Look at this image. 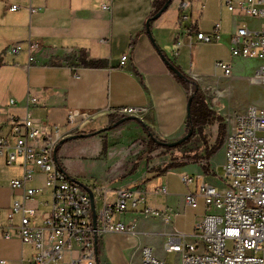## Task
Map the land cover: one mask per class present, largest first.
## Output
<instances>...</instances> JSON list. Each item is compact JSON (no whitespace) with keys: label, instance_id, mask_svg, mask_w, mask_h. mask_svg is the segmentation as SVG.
Returning a JSON list of instances; mask_svg holds the SVG:
<instances>
[{"label":"crops","instance_id":"0c3cea01","mask_svg":"<svg viewBox=\"0 0 264 264\" xmlns=\"http://www.w3.org/2000/svg\"><path fill=\"white\" fill-rule=\"evenodd\" d=\"M165 2L0 0V113L24 117L29 111L38 125L48 129L58 126L63 134H68L70 110L94 112L95 118L82 133L112 128L59 144L57 158L61 166L72 180L94 192L97 215L105 201H117L119 190L146 192L145 203L133 207L129 202L126 211L113 213V221L135 223L136 230L104 233L98 239L100 264H142L145 247H151L156 257L173 263L169 255L176 260V254L166 251L164 244L178 233L185 234L186 241H194L195 225L206 213L203 198L193 207L185 196L196 192L201 182L221 190L227 186L224 142L213 146L206 143L205 150L185 152L186 161L178 157L153 161L138 142L141 136L150 138L142 121L156 138L164 141L177 140L188 131L187 106L193 84L169 68L159 49L205 94L213 89H223L224 93L245 91L251 85L264 90V85L252 80L262 61L233 56L231 52V36L236 28L243 24L259 27L264 24L262 20L231 12L225 0H172L169 8L151 22L152 40L146 29L147 20ZM105 3H110V10L103 9ZM13 5L18 9L10 10ZM217 23L221 26L217 41L197 40L198 31L213 33ZM178 42L181 47L175 54ZM12 45H19L20 51L9 52ZM125 53H129V59L121 68ZM220 60L232 64L231 76H224L216 67ZM34 98L36 102L29 105ZM11 100L16 105L10 106ZM206 104L213 111L212 119H222L215 117V111ZM127 106L146 108L139 118L141 122L114 113ZM122 119L125 120L115 125ZM119 128L117 137L107 138ZM70 135L74 134L65 138ZM195 156L199 158L194 160ZM17 162L7 165L5 158H0L2 226L8 224V208L21 198V190L10 187L11 179L23 175L22 159L20 172H12ZM183 176L192 180L185 183ZM44 181L41 173L29 186L45 187ZM161 186L166 187L167 193L156 192ZM51 193L45 188L31 203L38 208V225L42 224L41 216L51 209ZM40 197L45 199L38 200ZM146 207L158 213H146ZM17 214L19 221L14 219V225L20 223L21 215ZM12 233L10 239L0 236V258L9 264H21L31 259L35 248L24 243L15 229ZM65 261H69V255Z\"/></svg>","mask_w":264,"mask_h":264},{"label":"built area","instance_id":"2783aa9c","mask_svg":"<svg viewBox=\"0 0 264 264\" xmlns=\"http://www.w3.org/2000/svg\"><path fill=\"white\" fill-rule=\"evenodd\" d=\"M225 1L231 12L264 22V0ZM110 3H105L103 9L110 10ZM17 9V5L10 6L12 11ZM220 27L217 23L213 33L198 31L197 40L217 41ZM180 47V42L176 43L175 54ZM20 49L19 45L8 47L12 53ZM231 52L233 56L260 59L262 64L252 80L264 85V24L255 28L248 24L238 26L231 36ZM128 59L129 53L122 55L121 68L126 67ZM216 67L224 76L232 75L230 62L217 61ZM36 100L30 99L28 104ZM9 105H16V101L11 100ZM114 113L140 118L146 108L120 107ZM94 118V112L70 110L68 134L82 133ZM68 134H63L58 126L48 129L38 125L29 111L24 117L0 113V158L4 157L7 165H13L21 157L23 169L21 178L10 180V187L22 193L8 208V224H0V236L10 239L15 229L24 243L34 246L31 259L21 264H98L96 240L104 233L136 230L135 223L115 222L112 215L116 211H126L129 202L133 207L145 203L146 192L141 189H122L115 203L105 201L97 215V227L94 226L89 192L70 178L56 156L60 142ZM224 149L227 186L221 190L201 182L196 192L185 196L186 202L193 207L198 206L199 198L206 204L203 219L195 225L193 236L196 239L186 241L183 233L169 237L164 248L176 254L173 263L156 257L151 247H145L142 264H264V107L251 106L234 114L224 139ZM41 173L45 175V187L29 186ZM182 178L185 183L192 180L189 176ZM45 188L52 191L51 209L41 216L42 224L38 225V208L31 203ZM156 192L167 193V189L161 186ZM144 211L158 213L149 207ZM1 213L0 207V218ZM17 213L21 215L20 223L14 225ZM67 255L68 262L65 261ZM0 264L9 263L0 258Z\"/></svg>","mask_w":264,"mask_h":264},{"label":"rangeland","instance_id":"374dc122","mask_svg":"<svg viewBox=\"0 0 264 264\" xmlns=\"http://www.w3.org/2000/svg\"><path fill=\"white\" fill-rule=\"evenodd\" d=\"M223 91V89H213L210 92L206 91L205 94L208 105H210L216 113L215 117L221 116L222 119L213 117V119H211L212 121H210L211 123L200 128L201 130L199 131L196 129L190 140L180 147H167L159 143L156 144L152 142L148 136L139 137L138 142L148 151L149 158L151 157L153 161H160L163 158L169 159L178 157L181 158L180 161H184L186 159L185 152L191 153L205 150L206 143L210 146H213L214 143L217 145L223 143L225 136L230 129V124L232 123L235 113L244 112L251 106L264 107V90L259 89L255 85H251L250 88L245 91L231 90V92L228 93H224ZM119 131L120 128L115 129L113 134L111 136L108 135L107 138L110 139L111 137H117ZM21 159L22 158L20 157L16 166L13 167V173L20 172L18 165L20 164ZM37 199L43 200L45 198L40 197ZM14 219L17 223L19 221V215H15ZM169 260L174 262V255H169Z\"/></svg>","mask_w":264,"mask_h":264},{"label":"water","instance_id":"95a60500","mask_svg":"<svg viewBox=\"0 0 264 264\" xmlns=\"http://www.w3.org/2000/svg\"><path fill=\"white\" fill-rule=\"evenodd\" d=\"M172 0H166V2L163 4V6L153 15L151 16L148 20H147V23H146V29H147V32L148 34L150 35V37L152 38L153 40V35H152V31H151V22L158 19L162 13L164 11H166L170 4H171ZM160 53L162 54V57L163 59L165 60V62L167 63V65L169 66V68L174 72L176 73L179 77H186V75L183 73V71H181L177 66H175L163 53L162 51L159 49ZM195 94V93H194ZM194 94H192L190 97H189V100H188V106H187V114H188V118H190L191 116V106H192V102H193V98H194ZM127 119V118H125ZM125 119H122L118 122H116L115 125H118L120 124L121 122H123ZM134 119H137V120H140L139 118L137 117H134ZM142 121V120H140ZM143 122V121H142ZM112 127H107L106 129H103L102 131H106L108 129H110ZM102 131H96V132H91V133H79V134H74V135H70L68 136L67 138H64L60 144L64 143L66 140H69V139H76V138H85V137H89V136H92L96 133H100ZM195 132V127L193 125H190L189 126V129L187 131V133L177 139V140H174V141H164V140H160L158 138H156L154 136L153 133H150V137L152 139H154L157 143L163 145V146H167V147H176L182 143H184L185 141H187L188 139L191 138V136L194 134ZM56 156H57V151H56ZM78 182V181H77ZM88 192H89V195H90V198H91V208H92V212H93V221H94V226L97 227V211H96V208H95V195H94V192L91 190V189H87ZM96 252L98 254V240H96ZM98 264L99 263V259H98Z\"/></svg>","mask_w":264,"mask_h":264},{"label":"trees","instance_id":"16d2710c","mask_svg":"<svg viewBox=\"0 0 264 264\" xmlns=\"http://www.w3.org/2000/svg\"><path fill=\"white\" fill-rule=\"evenodd\" d=\"M181 79H185L189 83L193 84V91L190 94V96L195 93L194 98H193V102H192V106H191V116H190V118H188V129H189L190 125H193L196 128L198 126H201L202 124L208 123L212 119L213 111L207 107L205 92L200 88V86L197 84V82L195 80H193L192 78L186 76L184 78L181 77ZM126 118L132 119L134 117L128 116ZM141 123H142L143 127L147 130L148 134L153 133V131L146 124H144L143 122H141ZM151 140H152V142L157 144V142L154 139L151 138ZM189 140L190 139H188L184 143H187ZM184 143H182L178 146H181ZM178 146H176V147H178ZM193 158H194V160H197L199 157L195 156ZM186 160H188V159H185L184 161H186Z\"/></svg>","mask_w":264,"mask_h":264}]
</instances>
